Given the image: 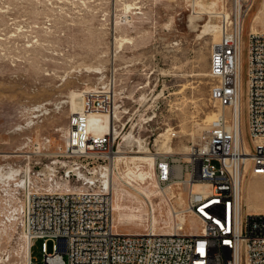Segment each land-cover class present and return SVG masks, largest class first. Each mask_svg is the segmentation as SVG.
Listing matches in <instances>:
<instances>
[{
	"label": "built area",
	"instance_id": "1",
	"mask_svg": "<svg viewBox=\"0 0 264 264\" xmlns=\"http://www.w3.org/2000/svg\"><path fill=\"white\" fill-rule=\"evenodd\" d=\"M223 1L225 8L215 12L220 37L212 44L209 59L208 101L218 111L216 116L196 141H187L185 149H176L185 134L175 127L157 134L164 133L167 151L153 148L151 135L140 133L153 118L142 120L133 131L153 153L146 178L160 188L183 192L185 203L174 210L172 234H133L114 228L116 163L142 149L136 138L128 144L125 140L128 129L133 130L130 109L124 104L129 86L120 89L116 79L118 31L111 20L106 24L107 57L113 63L98 72L104 78L91 90H83L82 109L69 116L63 147L52 153L50 137L44 135L37 142L30 135L20 148L11 150L15 152L6 153L7 158L0 152V227L12 224L30 242V251L33 242L42 239L45 264H264V212L243 214L241 205L244 174L264 175V31L248 32L244 97L246 109H251L247 128L252 146L247 154L236 108L240 38L254 2ZM227 106L231 113L224 112ZM91 114L108 116L105 131L91 128ZM26 126L27 121L15 130ZM181 216L196 219L199 228L187 231L188 221ZM48 242L54 244L52 252L47 251Z\"/></svg>",
	"mask_w": 264,
	"mask_h": 264
},
{
	"label": "rangeland",
	"instance_id": "2",
	"mask_svg": "<svg viewBox=\"0 0 264 264\" xmlns=\"http://www.w3.org/2000/svg\"><path fill=\"white\" fill-rule=\"evenodd\" d=\"M39 1L47 3V0ZM6 2L11 7L0 10V152H5L4 158H7L6 153L14 152L11 150L21 146L25 136L30 135L37 142L44 135L50 137L55 141L51 146L52 152L57 151L58 146L62 148L64 145L61 133L71 114L70 104L61 101L69 100L72 91L92 89L100 78H104V73L98 72L105 71L113 63L107 57L109 35L106 26L111 20L109 5L112 1L86 0L82 6L68 3L69 8L64 12L59 8H54V11L47 9L45 5L38 7L34 0ZM139 2L140 13L126 12L128 20L124 21L123 4L115 0L118 14L116 36L133 37L132 43L124 44L120 52L114 44L115 65L119 71L116 79L120 89L129 86L124 104L130 109V126L153 118L140 129V133L142 136L151 135L154 143L153 139L166 128L180 129L185 136L176 142L178 149L193 136L196 139L207 124L201 120L209 112H215L208 101L210 50L215 38L211 35L200 38L198 33L202 27L191 28V0ZM262 10L263 1L255 0L245 20L246 32L242 43V129L250 151L252 140L247 128L244 97L248 31L253 14L258 15L252 23L254 27L264 28ZM204 23V20L198 21V25ZM37 106H43L42 110H49V113L42 115V111H35ZM25 121L28 126L16 131L15 127L24 125ZM159 145L155 143L153 148L157 149ZM252 177L245 174L243 214L264 212V177ZM115 186L119 190V184L115 182ZM122 192L121 200L133 199L126 190ZM151 200L155 211L154 230L162 232L170 223L169 206L162 195L152 196ZM114 217L117 229L126 233H143L149 226L148 210L142 223L119 219L118 213ZM165 218L169 219L167 227ZM198 228L196 220L188 221L187 231ZM7 240L4 237L0 244V264H26L24 237L10 243ZM46 247L48 252H52L53 242H48ZM6 251L11 253L8 261L4 260ZM31 258V264H45L42 239L33 242Z\"/></svg>",
	"mask_w": 264,
	"mask_h": 264
},
{
	"label": "bare ground",
	"instance_id": "3",
	"mask_svg": "<svg viewBox=\"0 0 264 264\" xmlns=\"http://www.w3.org/2000/svg\"><path fill=\"white\" fill-rule=\"evenodd\" d=\"M111 1H112V4L109 5V11H110V15H111V24H112L111 27L112 28L114 27L117 30L118 29L117 28V26H118L117 25L118 14L116 13V10H117L116 4H115V0H111ZM120 1L123 4L122 5L123 8H121V9H124V11H125V13L123 12L124 14H122L124 21L128 20V15L126 12H132L134 14L140 13V11L138 10L141 8L140 5H138L139 0H135V1H131V2H129L128 0H120ZM167 1H173V0H167ZM191 1H192V5H193V11L189 15V22H190L191 28L193 27L196 29L197 27H202L201 31L198 33V36L200 38H203L204 36L211 35L215 38V40H213L212 44L217 42L219 40V37H220V32H219L215 12L217 11L218 8H222V7L225 8V2L223 0H191ZM262 1L264 4V0H262ZM34 2H37L38 7L40 5H45V7L47 9L54 11V8H59L60 12H64V11H66L67 8H69V6H67L68 3L71 4V6H78V5L82 6L83 4H85L86 0H47L46 4L43 2H40L39 0H34ZM253 2H255V0H253ZM9 7H11V5L9 3H7L6 0H0V10H2V8H9ZM135 9H137L138 11H133ZM260 10L261 9H259L258 11H260ZM262 11H264V10H262ZM114 14L116 15L115 19H114ZM248 14H249V12L246 14V17ZM205 16H207V18L204 19ZM257 16H258L257 14L252 15V17L250 19L251 25H250L249 31H253V32L264 31V28L263 29H257L252 24L254 19ZM246 17L244 19L243 31H242L241 38H240V55H239L240 90H239V99H238L236 110H237L238 118L240 119V123H241L242 143L244 144V149H245L246 153L249 154V152H251V151L248 149V147L244 141V135H243V129H242V114H243L242 113L243 112L242 111L243 110V108H242V98H243L242 97V75H243L242 43H243V37L245 36V32H246V26H245L246 25V21H245ZM200 20H204L205 23L203 25H198V21H200ZM132 38H127L126 36L124 37L122 35L116 36L115 45H116V48L119 49V52L123 49L124 44L132 43ZM210 52H211V50H210ZM208 75H209V72H208ZM88 89H90V88H88ZM82 92L83 91H72V92H70V94L68 96L69 100L61 101L63 103L68 102L70 104L71 114L81 111V109H82ZM42 108H43V106L34 107L35 111H42V115L49 113V110L48 111L42 110ZM223 110H224V112H227V113L230 112L231 113V107H229V106L223 108ZM217 112L218 111L215 109V112L214 111L209 112L203 118V120H201L204 123L207 122L206 127L209 124V122L216 116ZM247 117H251V109H247ZM107 119H108L107 115L91 114V116H90L91 128L96 133H101V132L105 131V129H106L105 121ZM32 125H34V124H32ZM66 129H67V126H66L65 130L61 133L63 140H64L63 135H64ZM134 130H135V126H133V130L131 129L129 131V133L126 134V136H125L126 144H128L130 142V140L136 138L139 142V147L142 150L139 151L140 154H126L125 155L126 158L124 160L119 159L116 163L119 174L115 177L114 183L116 182L119 184V190L116 189L117 185L116 186L114 185V200H113L114 214L118 213L119 219L137 221V222L142 223L144 221L143 216L145 215L146 210H148L149 215H150V220H149V226L145 232H150V233H155V234H172L174 231V224L176 222L174 210L178 207H183L184 203H185V200H183V192H179L177 194L175 192L174 188H165V189L160 188L158 186V184L156 183V181L146 178L145 175H147L150 172V170L153 166V162H154L153 153H150L145 146H142V144H143L142 140L139 139L137 137V135H135V133H133ZM202 131L200 132V134L197 137H199L202 134ZM192 134H194V133H192ZM162 136H164V133H160L159 135H157L155 141H156V143H160V145L158 146V149H160V150L165 149L167 151L169 149V147L166 146V144L164 143ZM192 138H193L192 141L197 140V138L194 139V136ZM50 142H51V146H52L53 142L55 143L54 140H52V141L50 140ZM182 146L183 147L181 149H185L186 145H182ZM57 149L60 150L61 146H58ZM59 150L53 151L52 153H56ZM125 153H127V152H125ZM249 163H250V160L247 157L245 168H244L245 173L249 169ZM252 176L254 178L264 177V175H262V176L252 175ZM246 184H248V182ZM123 186L128 187L131 190L125 189V188H123ZM245 187L246 186H245V176H244L243 180H242V196H241L242 209H243V195H244L243 191H244ZM196 188H199V186H196ZM121 190L122 191L126 190L127 193L133 199L132 200H121L122 196H123V192ZM116 193H117V199H116ZM156 195H162L165 198V200L169 206L170 223L168 222L169 219L165 218L166 227H167L168 223H169V225L162 232L161 231L160 232L155 231L154 225H153V223H154L153 218H154L155 211H154V203L151 200V197L156 196ZM175 196H177V197L175 198ZM176 199H177V202H175ZM114 214H113L114 228L116 231H119L117 229L116 224H115L116 219L114 217ZM161 215H163V212H161ZM180 218L183 222L186 223L188 216H181ZM190 219L196 220L192 217H190ZM133 234H141V233H133ZM4 237H7V239H8L7 243H10L14 239H17V238L19 239L20 237H24V234L22 232H19L17 234L15 231V228L13 227L12 224H4L2 227H0V244H2V242L4 241ZM24 239H25V245H24L23 249H25V260H26V264H30V255H31L30 242L25 237H24ZM7 252L8 251H6L7 257L5 255V258H4L5 261H8L10 258V255H11V253L9 254V252L8 253ZM14 254L18 255L17 252H14Z\"/></svg>",
	"mask_w": 264,
	"mask_h": 264
}]
</instances>
